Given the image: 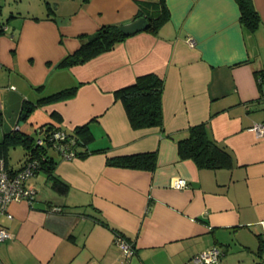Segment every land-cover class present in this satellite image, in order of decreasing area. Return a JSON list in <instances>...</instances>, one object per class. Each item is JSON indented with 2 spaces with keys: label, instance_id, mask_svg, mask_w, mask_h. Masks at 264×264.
Masks as SVG:
<instances>
[{
  "label": "crops",
  "instance_id": "crops-1",
  "mask_svg": "<svg viewBox=\"0 0 264 264\" xmlns=\"http://www.w3.org/2000/svg\"><path fill=\"white\" fill-rule=\"evenodd\" d=\"M5 1L0 156L20 168L26 149L13 164L17 146L5 149V137L19 132L38 140L46 124L72 134L88 125L94 138L86 157L68 160L50 150L67 193L40 170L28 181L34 199L11 202L13 218L0 213V226L14 233L0 243V264H199L211 246L221 249V264H264V136L252 129L264 123V0H253L261 15L256 30L241 22L236 0H166L170 18L158 33L142 30L70 67L59 64L80 47V36L133 21L145 0H46L40 11ZM147 73L165 79L164 129H134L115 95ZM72 87L74 96L27 112V105ZM201 123L231 154V167L180 158L179 140ZM145 152L158 155L154 171L107 162ZM178 178L189 186L175 188ZM113 228L132 240L130 258Z\"/></svg>",
  "mask_w": 264,
  "mask_h": 264
},
{
  "label": "trees",
  "instance_id": "trees-1",
  "mask_svg": "<svg viewBox=\"0 0 264 264\" xmlns=\"http://www.w3.org/2000/svg\"><path fill=\"white\" fill-rule=\"evenodd\" d=\"M236 1L241 10V22L252 30H256L259 27L261 15L254 1ZM137 17H146L149 25L145 31L156 34L170 18V10L166 0H145L140 2V11ZM129 36L122 32L119 24L102 25L94 34L80 36V47L74 53L68 54L60 62L59 66L70 67L86 63L98 55L114 49L118 43ZM261 75L264 77V70H262ZM76 90V87H72L43 97L34 106L27 105L26 110L28 112L29 109L32 110L36 106L68 99L76 94ZM164 90L165 79L158 74L147 73L139 75L133 83L115 90V95L123 102L134 129L148 127H161L164 129ZM57 128L54 124L44 125L42 128L44 138L50 131ZM73 134L77 137L75 147L78 151V157H86L91 154L92 151L88 149V145L92 142L94 136L90 132L89 126H80L76 128ZM3 144L5 149L9 146H23L26 149V159L39 158L41 167H39L38 171L45 170L47 172L53 187L61 194L68 192L69 184L55 172L56 161L50 154L51 146L49 143L41 145L32 135L13 132L5 137ZM98 151L106 152L104 149ZM178 152L181 159H193L200 167L216 169L232 166L231 154L210 137L207 123L191 126L189 135L179 140ZM3 156L6 157L5 155ZM107 162L113 166L154 171L158 165V155L156 152H145L108 157ZM98 220L106 226H111L105 218L98 217ZM113 229L116 235H121L130 240L119 229ZM130 241L132 242V240ZM260 248L263 250L264 246L261 245Z\"/></svg>",
  "mask_w": 264,
  "mask_h": 264
},
{
  "label": "built area",
  "instance_id": "built-area-1",
  "mask_svg": "<svg viewBox=\"0 0 264 264\" xmlns=\"http://www.w3.org/2000/svg\"><path fill=\"white\" fill-rule=\"evenodd\" d=\"M4 27L0 11V31ZM191 45L195 44L193 37L189 38ZM252 129L258 136H264V123L255 124ZM41 145L49 143L51 148L55 149L64 159H74L78 157L77 137L58 127L37 140ZM41 163L39 158L26 159L20 168H10L6 159L0 156V213H8L10 218L13 215L9 213L8 207L13 201L32 200L36 191L28 185L29 179L36 174ZM189 186L186 178H178L174 182V187L183 189ZM264 224V221H263ZM14 239V233L7 227L0 226V243ZM116 243L122 249L125 259L130 258L135 253L133 243L123 236L116 235ZM199 264H221L222 251L217 246H211L203 250L197 257Z\"/></svg>",
  "mask_w": 264,
  "mask_h": 264
},
{
  "label": "rangeland",
  "instance_id": "rangeland-1",
  "mask_svg": "<svg viewBox=\"0 0 264 264\" xmlns=\"http://www.w3.org/2000/svg\"><path fill=\"white\" fill-rule=\"evenodd\" d=\"M9 1V0H8ZM17 4H22L23 6H28L29 4H33V8L35 10H42V9H47L46 5V0H13V2ZM1 4L6 7V1L5 0H0ZM25 155V150L22 146H17L16 148H12L10 152V160L13 164L19 165L20 160L24 158Z\"/></svg>",
  "mask_w": 264,
  "mask_h": 264
},
{
  "label": "water",
  "instance_id": "water-1",
  "mask_svg": "<svg viewBox=\"0 0 264 264\" xmlns=\"http://www.w3.org/2000/svg\"><path fill=\"white\" fill-rule=\"evenodd\" d=\"M149 25V21L146 17H137L131 22L121 25V30L126 35H133L142 30H145Z\"/></svg>",
  "mask_w": 264,
  "mask_h": 264
}]
</instances>
